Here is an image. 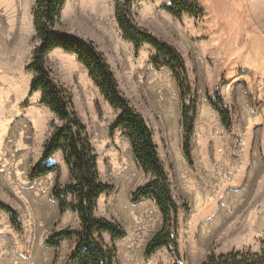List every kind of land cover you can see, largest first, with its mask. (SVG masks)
<instances>
[{
	"label": "rangeland",
	"instance_id": "obj_1",
	"mask_svg": "<svg viewBox=\"0 0 264 264\" xmlns=\"http://www.w3.org/2000/svg\"><path fill=\"white\" fill-rule=\"evenodd\" d=\"M36 0H0V200L14 208L19 226L0 209V264H68L77 236L58 245L48 237L81 229L78 210L61 211L55 186L70 182L62 149L56 168L31 178L30 170L54 131L65 123L30 90L28 68L39 37ZM170 0H65L55 26L92 40L103 53L119 90L150 127L177 204L169 230L175 243L146 256L148 242L163 227L152 197L132 193L154 179L134 155L124 128L110 132L120 112L112 106L76 53L59 47L44 55L49 79L64 89L94 147L99 179L112 186L95 201L93 214L122 226L114 238L113 264H200L212 250L259 251L264 241V0H198L201 14L177 18ZM132 23L174 46L182 55L191 91L184 93L172 70L156 66V49L136 48L116 18V6ZM221 95L231 117L227 128L210 102ZM183 104L193 106L191 160L183 152ZM67 200L76 202L72 194Z\"/></svg>",
	"mask_w": 264,
	"mask_h": 264
},
{
	"label": "trees",
	"instance_id": "obj_2",
	"mask_svg": "<svg viewBox=\"0 0 264 264\" xmlns=\"http://www.w3.org/2000/svg\"><path fill=\"white\" fill-rule=\"evenodd\" d=\"M65 0H36L33 10L34 24L39 44L35 47L33 60L28 64L36 75L30 83V90L42 91L41 101L59 115L65 123L59 126L45 143L40 160L30 170V177H38L49 173L57 166L50 163L49 157L58 149L65 153L64 159L69 166L71 180L63 187L55 186L53 195L58 199L61 211L74 208L81 219V229H63L51 235L47 243L58 245L64 238L77 236V244L68 264H113L115 248L107 247L96 236L97 232L106 231L114 238L122 237L125 230L114 221L93 214L95 201L100 194L112 189L99 179L98 165L94 147L89 139L85 125L77 114L70 110L72 102L66 91L49 79L43 62L44 55L52 48L59 47L74 52L87 68L99 90L109 103L120 109L110 125V132L124 128L130 139L135 157L145 171H153L155 178L139 186L132 193V200L152 197L163 218V227L148 242L145 254L151 255L162 246L175 243L174 233L169 230L173 215L177 212V204L172 196L167 173L159 159L153 134L145 118L136 111L129 100L119 90L114 72L111 70L103 53L92 40L68 33L55 26ZM129 1V0H128ZM166 9L181 18L184 14L198 15L202 13L198 0H170ZM115 14L124 36L136 48L142 43L152 45L158 55L156 66H168L182 91L183 97L191 91L188 82L185 61L182 55L171 44L161 40L147 29L131 22L126 12L116 6ZM213 107L218 111L223 124L229 128L231 117L221 95L216 93L210 98ZM193 106L183 104L182 119L184 129L183 152L191 160V136L193 134ZM67 194H72L76 202L68 201ZM0 209L10 213L14 226H19L18 214L14 208L0 200ZM200 264H264V241L259 251L251 249L232 250L229 252L210 251Z\"/></svg>",
	"mask_w": 264,
	"mask_h": 264
}]
</instances>
